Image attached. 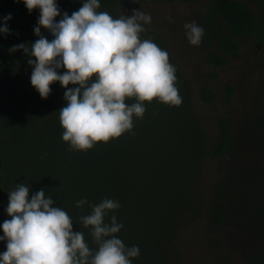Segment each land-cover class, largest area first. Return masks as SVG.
<instances>
[{"label": "trees", "instance_id": "1", "mask_svg": "<svg viewBox=\"0 0 264 264\" xmlns=\"http://www.w3.org/2000/svg\"><path fill=\"white\" fill-rule=\"evenodd\" d=\"M165 1L176 0H100L98 11H106L113 17H119L125 14L123 9L129 3ZM58 4L69 15L82 6L80 0H58ZM8 13L12 14V19L8 22L12 32L7 36L0 34V223L10 218L5 211L8 192L16 184L25 182L30 185L29 196L40 188H45L46 195L52 196L56 205L64 208L71 216L73 230L84 232V238L92 249H96L97 245L89 229L79 220L90 209L87 204L82 208L77 207L75 202L81 198H87L93 203H98L105 197L118 200L120 208L115 210V214L123 228L117 235L127 246L138 245V210L133 203L138 202L139 189L142 191L137 182V172L143 167V160L138 158L137 149L143 147L147 150L151 147V142H154L167 152L164 145L168 142L172 147L173 142L177 141V138L173 137L172 140L171 136L162 134L152 124L154 105L159 111L161 106L156 99L145 102L146 111L142 118L134 117L131 132H125L107 143L98 142L85 151L71 150L61 138L64 129L59 120V109L66 104L65 88L59 82H54L50 85L49 96L41 98L30 83L32 69L27 63L26 54L22 50L14 53L8 51L14 44L32 43L38 39L33 27L37 24L39 9L29 13L22 0H0V17ZM56 19L59 20L60 17ZM203 28L205 32L202 41L216 46L220 52L210 56V61L219 67L227 64L228 57L237 55L240 44L234 37H249L255 33L257 42H264V15L262 18L257 17L240 0H211L204 16ZM145 29L141 33V39H151L159 47L166 49L155 29L147 25ZM41 33L49 40L52 39L47 29L42 27ZM169 60L175 66L170 56ZM176 76L182 103L178 106L166 105L170 116L173 114L178 120H182L180 137L183 138L180 141L183 144L176 154L168 153L167 161L170 165V161L175 160L176 170L173 174H177L176 176L184 164L189 178L185 205L190 202V208L187 206L189 210L186 208L184 216L178 219L163 248L155 245L158 241H151L152 238L147 241L151 247L160 248L153 255L155 260L164 262L170 259L166 247L168 250L175 248L179 229L190 215L200 212V189L195 179L199 163L206 156L221 158L230 154L234 148L231 120L227 117L219 120L218 135L214 142L208 143L205 140L186 101L189 87L178 69ZM232 92L233 88L228 85L227 101H230ZM200 95L207 102L214 99V93L208 87H203ZM134 99L128 98L126 102L132 103ZM256 122L258 133L253 153L256 163L250 173L245 199H238L239 206L235 212L228 208L230 206L226 204L223 194L222 197L213 196L208 207L212 221L224 224L231 220L234 225L236 223L234 241L237 251L245 258V264H264V110ZM160 135L162 138L158 139ZM153 209L150 196L142 211L151 216V211L155 212ZM159 233L156 231V234ZM0 235H3L2 229ZM151 242L155 243L151 245ZM145 245L138 246L144 248ZM5 248L6 242L0 241V252ZM226 259H216L214 264H226Z\"/></svg>", "mask_w": 264, "mask_h": 264}, {"label": "clouds", "instance_id": "2", "mask_svg": "<svg viewBox=\"0 0 264 264\" xmlns=\"http://www.w3.org/2000/svg\"><path fill=\"white\" fill-rule=\"evenodd\" d=\"M22 3L29 13L39 9L33 27L38 39L14 44L8 51L26 54L32 69L30 83L41 98L49 96L54 82L65 88L66 104L59 109V120L64 129L61 138L71 150L85 151L131 132L134 117L142 118L146 111L145 102L182 103L177 69L168 51L151 39H141L145 25L151 23L150 14L134 9L131 15L113 17L98 11L100 0H80L82 6L71 15L61 10L58 0ZM11 19V13L0 17V34H11ZM42 27L51 40L41 33ZM184 29L188 42L200 45L203 26L191 21ZM128 98H135L134 102L127 103ZM29 193L25 182L8 192L5 211L10 218L0 223V241L6 242L0 264H133L139 256L138 245L127 246L117 235L123 228L115 214L118 200L75 202L90 209L79 220L97 245L92 249L84 232L73 230L71 216L46 195L45 188Z\"/></svg>", "mask_w": 264, "mask_h": 264}, {"label": "rangeland", "instance_id": "3", "mask_svg": "<svg viewBox=\"0 0 264 264\" xmlns=\"http://www.w3.org/2000/svg\"><path fill=\"white\" fill-rule=\"evenodd\" d=\"M210 1L133 2L123 9L127 15H131L134 9L151 15V23L146 25L158 32L169 56L186 81L189 87L186 101L205 140L214 142L218 135V122L224 117L231 120L234 139L230 154L221 158L206 156L199 163L195 179L200 189V212L190 215L179 229L175 248L168 250L166 247L170 259L166 262L157 261L153 255L160 248L151 247L147 241L152 238L151 241H158L155 245L163 248L178 219L190 208V202L185 205L189 178L184 164L176 176L173 174L176 170L175 160H171L170 165L167 161L168 153L176 154L183 144L180 141L183 138L180 137L182 120L173 114L170 116L165 103L158 102L160 111L154 105L152 124L162 134L171 136L172 140L173 137L177 138V141H172V147L168 142L164 145L167 152L154 142L147 150L143 147L137 149L143 167L137 172V182L142 191L139 189L138 202L133 203L139 219L136 239L138 245H146L144 248L141 246L140 254L135 257L133 264H214L221 257L229 258L226 264H245V258L237 251L234 241L236 223L234 225L231 220L224 224L212 221L208 207L213 196L222 197L223 194L226 204L230 206L228 208L235 212L239 206L238 199H245L250 173L256 163L253 154L258 133L256 119L264 110V42L258 43L255 33L249 37H234L240 44L237 55L228 57L227 64L222 67L211 62L212 54H220L218 48L203 41L198 46L191 45L184 29V24L191 21L203 26ZM240 1L257 17H263L264 0ZM228 85L233 88L230 101L226 100ZM203 87H208L214 93L212 101L201 98ZM150 196L155 211H151V216L142 211ZM156 231L160 233L156 234ZM154 243L151 242V245ZM144 254L146 259L143 258Z\"/></svg>", "mask_w": 264, "mask_h": 264}]
</instances>
